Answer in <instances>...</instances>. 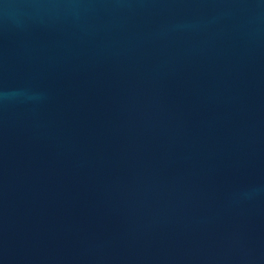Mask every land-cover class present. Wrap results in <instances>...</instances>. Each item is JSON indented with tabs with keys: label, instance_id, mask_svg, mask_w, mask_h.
<instances>
[{
	"label": "water",
	"instance_id": "water-1",
	"mask_svg": "<svg viewBox=\"0 0 264 264\" xmlns=\"http://www.w3.org/2000/svg\"><path fill=\"white\" fill-rule=\"evenodd\" d=\"M0 264H264V0H0Z\"/></svg>",
	"mask_w": 264,
	"mask_h": 264
}]
</instances>
